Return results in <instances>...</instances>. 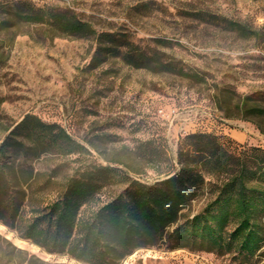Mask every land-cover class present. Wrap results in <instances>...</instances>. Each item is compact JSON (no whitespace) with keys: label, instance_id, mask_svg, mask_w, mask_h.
Returning a JSON list of instances; mask_svg holds the SVG:
<instances>
[{"label":"trees","instance_id":"trees-1","mask_svg":"<svg viewBox=\"0 0 264 264\" xmlns=\"http://www.w3.org/2000/svg\"><path fill=\"white\" fill-rule=\"evenodd\" d=\"M0 10L6 14L0 30L15 23L48 26L61 36L92 38L100 53L121 58L134 69L154 67L156 73L195 83L205 80L176 60L147 55L115 33L97 32L73 13L35 8L21 0L1 3ZM192 16L243 39L260 36L244 22L202 12ZM215 102L219 111H225L224 105L232 108L237 119L251 120L264 135V91L239 95L217 88ZM85 154L61 126L24 116L0 142V223L48 254L81 264H120L140 249L160 247L227 256L237 264H264V148L189 133L179 139L173 164L151 142H141L135 157L163 175L153 183L129 176L128 169L116 167L127 165L116 160L79 161L72 168L70 163L78 161L70 159L44 172L33 164ZM206 193L209 199L201 210L185 212ZM44 195H50L46 202ZM0 264L49 263L0 235Z\"/></svg>","mask_w":264,"mask_h":264},{"label":"rangeland","instance_id":"rangeland-1","mask_svg":"<svg viewBox=\"0 0 264 264\" xmlns=\"http://www.w3.org/2000/svg\"><path fill=\"white\" fill-rule=\"evenodd\" d=\"M13 1L19 0H0V4ZM21 1L73 13L97 32L115 33L139 51L176 60L205 79L195 83L156 73L154 67L134 69L121 58L100 53L94 39L61 36L48 26L15 23L0 30V142L24 116L34 115L61 126L88 151L80 158L33 162L37 170L73 162L70 159L78 161L70 163L72 168L79 161L116 160L127 165L116 167L128 169L129 176L153 183L163 175L135 157L134 148L141 142H151L173 164L179 139L189 133H211L226 137L232 145L264 148V135L251 120L237 119L225 105L221 112L215 102L217 88L239 95L264 91V0ZM199 12L244 22L260 36L240 38L192 16ZM5 16L0 10V23ZM49 199L44 195L42 200ZM208 199L206 193L185 212L195 214ZM0 235L45 263L81 264L48 254L1 223ZM120 264L237 263L227 256L160 247L140 249Z\"/></svg>","mask_w":264,"mask_h":264}]
</instances>
